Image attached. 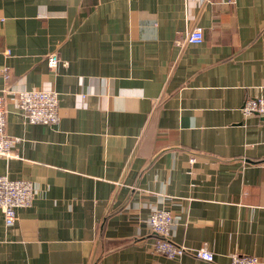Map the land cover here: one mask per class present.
<instances>
[{"label":"crops","instance_id":"0c3cea01","mask_svg":"<svg viewBox=\"0 0 264 264\" xmlns=\"http://www.w3.org/2000/svg\"><path fill=\"white\" fill-rule=\"evenodd\" d=\"M0 66V175L35 190L13 225L0 209V264L264 263V118L241 109L264 95V0H0ZM26 90L58 94L57 124L26 122ZM160 210L214 262L155 254Z\"/></svg>","mask_w":264,"mask_h":264},{"label":"built area","instance_id":"2783aa9c","mask_svg":"<svg viewBox=\"0 0 264 264\" xmlns=\"http://www.w3.org/2000/svg\"><path fill=\"white\" fill-rule=\"evenodd\" d=\"M187 43L200 44L203 41V31L196 27L186 37ZM9 53V52H7ZM49 66L55 68L60 60L56 54L49 56ZM65 66L67 65L64 62ZM10 78L9 69L0 66V79ZM18 105L29 124L54 125L60 120L59 98L54 91L29 90L19 92ZM245 116L258 115L264 118V95L248 98L242 106ZM5 98L0 89V158L13 159L14 146L19 139H13L7 134ZM192 162L195 160L192 159ZM35 199L34 185L30 181L10 180L7 176L0 175V209L4 213V220L8 226L13 225L18 219L19 208H30ZM173 214L167 210L153 212L149 219L151 233L154 236L152 250L155 254L167 259L175 260L189 255L206 262H214V253L203 246L191 249L175 243L171 238ZM230 264H264L257 256L241 253L230 255Z\"/></svg>","mask_w":264,"mask_h":264}]
</instances>
